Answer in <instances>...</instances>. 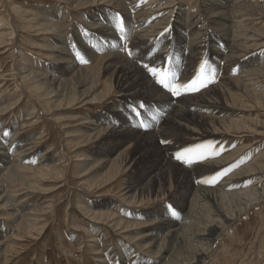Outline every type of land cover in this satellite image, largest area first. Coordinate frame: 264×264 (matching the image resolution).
Instances as JSON below:
<instances>
[{"label":"rangeland","instance_id":"rangeland-1","mask_svg":"<svg viewBox=\"0 0 264 264\" xmlns=\"http://www.w3.org/2000/svg\"><path fill=\"white\" fill-rule=\"evenodd\" d=\"M148 2L141 4L147 8H137L149 12L148 8L155 6ZM252 2H257L258 6L250 8L253 16H247L244 22L245 28L254 34V39L246 43H256L255 57L246 60V63L253 61L251 67L235 70L227 66L230 70L226 74L227 83L218 79L219 59L212 50L205 51L210 54L209 59L212 56L216 59V64L197 67L195 75L189 79L187 75L192 69L181 70L177 58L171 59V65L163 61L168 66L158 71V77L165 80L169 88L152 75L160 88L159 100L152 101L147 91L141 90L137 94L116 97L120 89L118 83L127 74L122 63L133 61L131 48L125 44L116 48L117 53H112L109 49L115 51V45L101 36V45L96 41L98 35L104 33L87 28L88 25L114 24L121 29L127 10L129 13L135 10L134 0H118L112 8L104 10L102 0H0V150L15 154L0 169L3 190L0 193L3 195L0 198V232L3 234L0 264H170L171 257L169 260L167 256L171 250V235L158 236L154 248L147 245L150 233L157 230L154 221L158 217L182 216L180 194H185L187 187L181 189L180 186L187 180L185 175L177 166H162V160L157 163L161 152L146 147L148 134L105 135L91 130V126L92 122L102 128L110 122L119 124L124 117L134 126L143 123L142 132L154 130L153 124L156 122L159 127L165 118L159 120L157 112L165 116L171 108L165 106L161 111L160 99L166 100L161 97H170L174 92L177 101L172 104L176 105L181 97L187 100L216 85L212 96L217 106L206 112H213L220 120L206 126L210 132L199 138L188 135L181 127L168 130L165 136L174 140V144L184 142L171 151L176 153L172 159L186 167L196 157L211 153L216 146L210 158L225 155L228 160L209 172L207 180L200 182L203 186L215 187L217 180L233 175L243 180L238 190L263 189L262 183L257 181L264 177V67H261L264 66V4L261 5L263 0ZM203 4L204 0H177L169 5L162 18H157L159 22L157 19L154 22L164 25L178 7L182 8L183 17L203 15L205 18ZM60 47H65L76 59L72 76L59 73ZM181 47L182 50L175 46L174 54L183 61L186 44ZM205 51L203 60L198 58L200 64L206 60ZM189 59L186 56L185 60ZM176 62L179 69H175ZM250 70L253 72L249 75L251 84L242 85L238 75ZM60 79L64 81L57 88ZM193 80L195 85L188 87L191 90L182 91L180 85H188ZM83 82L87 85H80ZM210 82L215 84L205 88ZM219 83L225 86L220 88ZM85 89L89 92L82 95ZM179 91L183 92L178 93L180 96ZM151 97L156 98L154 94ZM110 101L115 102L114 108L122 114L112 110ZM148 121L153 123H146ZM193 128L202 132L196 125ZM159 144L167 146L165 141L162 145V140ZM223 144L228 145L224 152L219 151ZM120 151L135 158L134 161H122ZM177 154H181L180 160ZM253 168L255 171L250 170ZM155 172L159 179L156 181L151 176ZM195 176L200 178L199 173ZM222 199L218 200L221 203L218 205L223 211H230L236 205L235 201ZM204 200L195 201L193 212L202 217H217L213 215L212 200ZM218 227H223L222 222ZM163 247L168 252L164 254L165 259L159 260L161 252L157 249ZM214 247L195 264H264V200L226 229ZM174 253L179 260L189 258L191 263L187 253L178 248Z\"/></svg>","mask_w":264,"mask_h":264},{"label":"bare ground","instance_id":"bare-ground-1","mask_svg":"<svg viewBox=\"0 0 264 264\" xmlns=\"http://www.w3.org/2000/svg\"><path fill=\"white\" fill-rule=\"evenodd\" d=\"M117 1L118 0H102L101 9L104 10V8H112L113 4ZM145 1L147 0H134L135 7L133 6V8L135 10L133 13H129V11L127 10L126 21L123 22L124 25L120 27L122 30L117 29V26L114 24L96 25V26L88 25L87 26L88 29H100L101 32L104 33L105 36L98 35V38H96L97 43H99L100 45H101L100 43V36H101L105 38L106 42L111 43L112 45H115L114 49L116 48L118 49V47L120 46L124 47L125 44L127 48L129 47L131 48V55L133 57L132 59L133 61L128 62V63L127 62L122 63V66H125L124 70H125V73L127 74L124 75L118 83L120 89L116 97L120 98L123 96L125 97V96H129L132 94H137L141 91L142 92L147 91V94L149 95L152 101H158L159 99L157 98L158 96L157 93H159L160 88L156 85L157 82H155V79L152 77V74L147 70L148 67H153L158 70L165 69L168 65L162 63L163 61L171 65L173 64V63H170L171 59L177 58V60L181 64V70L186 71V69L187 70L192 69V71L189 72L187 75V79H189L195 75L194 71H196L197 67L207 68L209 66H214L212 63L216 64L217 62L216 59H213L212 58L213 56L210 57L209 59L208 56L210 54L208 55L205 50H212V52L217 53L219 62L217 64L218 66L216 65V67L218 68V74L220 75L218 79L220 81H224V82L226 81L227 83H229V78H226L227 77L226 74H229L230 70H228L227 66L228 67L230 66L229 67L230 69L233 68L236 70V69H248L254 64L252 63L253 61L251 63H248V61H250L251 59L248 60L246 63V60L248 58L255 57L256 54L253 52L255 50L254 47L256 46V43L255 44L246 43L254 39V34H253V31H251L250 29H248L247 27L245 28L244 22L246 21L245 19H247L246 18L247 16L248 17L253 16V13L252 11H250V8H252L253 10L255 7H257L258 6L257 2L255 4L252 2V0H204L203 9L206 15L205 18L202 17L203 15L202 16L199 15V17H187V16L183 17V15H181L182 8L178 7L175 10L173 9L174 10L173 13L169 16L170 19L168 18L167 21H165L164 25L160 26L161 24L157 25L154 22L155 19H157L158 17L162 18L161 16L167 12L166 10L169 7V5L175 3L177 0L176 1L175 0H149L148 3L155 6L152 8L149 7L148 8L149 12L139 10L137 8V7H139L140 9H144L145 7L147 8V6L145 7L141 6V4H143ZM262 4H264V0L261 3V5ZM239 15H240V18H239ZM181 29L182 31H180ZM176 30H177V33H175ZM93 40L95 39L92 38V41ZM62 44H64L63 41H62ZM181 44L183 45L186 44L185 59H186V56H188L190 58L188 61L185 59H184L185 61L184 60L180 61L179 58L174 54L175 46H176L175 49H179V48L181 50L183 49V47H181ZM218 47L220 49H218ZM117 49L115 51H113V49H109V50L112 51V53L114 52L117 53ZM122 50L123 48L119 50V52ZM204 51L207 54L206 60L204 59L205 62L200 64L201 62L200 63L198 62V58H201V59L203 58ZM59 55L61 56L59 57ZM59 55H57V62L61 68V70H59L60 75L62 76L71 75L72 76L74 74L73 71L77 66V63H75L76 59L72 58V56L69 54V52L66 50L65 47L64 48L60 47ZM118 57H121V56H118ZM208 60H210L209 63H207ZM120 62L122 61L120 60ZM179 62H176V64H174L176 66L175 69H179ZM144 63H147L146 64L147 66ZM108 66H111V64L109 63ZM261 67H264V66H261ZM256 70L257 68L254 69L255 72ZM210 71H211V68H210ZM250 74H253L252 70L247 71V72L242 71L238 75V77L241 79L240 82H242V85L251 84V80L249 78ZM56 81H57V78H56ZM59 81L61 82H59V84L56 86L57 88L60 87L64 79H60ZM214 84H215L214 82L213 83L210 82V84H207L205 88L210 87L209 85H214ZM219 84H217V86ZM80 85L85 86L87 84L86 82H83ZM222 86H225V85L224 84L221 85L220 88H223ZM215 88H216V85L206 90L203 89L204 92L200 94L197 93L194 96L187 97L189 98L187 100L186 98L181 97L182 99L180 98L176 105L172 104L175 101H177V100H174L176 92L172 93L170 91L172 95L167 98L165 96H162L161 98H165L166 100L160 99V102H162V104L164 105V106L162 105L161 111L165 110L166 108L165 106H168V107L170 106L171 107L169 110L170 112L167 115L165 114V116L160 111L157 112V114H159L160 116L159 120L160 119L162 120V118L164 117L165 118L164 120H162V123L160 122L161 124L159 127H158V124L155 122L153 124L154 130L150 129L151 131L149 130L148 132L140 131L142 127L144 126L143 123L140 122L141 125H136V126L131 125V123L125 120L123 116H122L123 119L121 120L119 124H117L118 122L117 123L110 122L109 124L106 123L104 128H102L100 124L95 123V122H92L93 127L90 124H88V126L89 125L91 126V130H95V132L102 131L103 134L105 135H115L121 132H125V134L129 133L132 136H137V134L138 135L148 134L150 138L148 142L146 143V147L148 149L149 147L155 148L161 152L160 154H158V157H157L158 162L156 160L155 162L160 163V160H162L163 162H161L160 164L162 166L163 165H166L168 167L177 166L182 170L183 175H185V179L187 180H184L185 182H183L180 186L181 189L183 188V186L187 187V192H185V194L183 193L180 194L182 203L181 202H180L181 204L179 203L180 204L179 209L183 210L182 216H180L181 215L180 214L179 217L174 218V219L170 217L169 218L164 217V216L158 217V219L154 221L155 225L157 226V230L156 229L154 230L155 231L154 234L150 233L149 235L150 242L147 245V247L154 248V246H156L158 242L157 240L158 236L159 238L163 237L161 236L163 233H165L164 236H167V237L171 235L172 237L169 240L171 250H169V253L167 256V258L169 257V260L171 257L170 264H182V262H184L183 264H195L199 262V258H202L203 255L207 254V252L213 251V249L215 248L214 247L215 241L226 229L231 227L235 223V221H237L248 209L254 207L255 205L259 204L261 201L264 200V177L263 178L261 177V179L257 181L259 183H262L263 189L261 188V189H251V190H238V188L243 184V180H241L240 178H234L232 177L233 175L217 180V182L215 183V187H211L212 185L203 186V184L200 183V182H204L205 180H207V176L209 172H212L213 168L217 167L220 163H224L226 160H228V158L225 155H220V157H218L217 159L210 158V156H212L211 153H215V148L217 149L215 145H213L215 147L212 148L213 150L211 151V153L210 151H208L202 156L200 155L201 156L200 158L196 157L194 160L190 161V165L186 167L178 164L179 162L174 161L173 160L174 158L172 159V157L175 156L176 153L173 154L171 151L178 149L177 146H182L184 142L174 144V140L172 141L170 140L171 138L168 139L167 136H165L168 130L175 129L176 127L178 128L181 127V128H184V130L188 133V135L198 137L199 135L203 133L210 132L211 129L210 130L207 129L206 126H210L211 124L216 123L220 120V117L218 115L216 116L215 114H212L213 112L212 113L206 112L209 109L213 110L217 103L216 102L217 100L215 101L214 97L212 96L213 90ZM220 88L218 86V90ZM189 90L191 89L188 87L182 88V91H185V92ZM182 91L177 92V94ZM88 92H89V89L88 90L85 89L81 93L82 95H87ZM151 94H154L156 98H152ZM109 103L113 105L112 107L113 111L120 113L119 109L114 108L115 102L113 103V101H110ZM152 105H156V104H152ZM146 123L151 124L153 122L148 121ZM193 124L194 126L196 125L199 128H202V132L193 128L194 126L193 127L191 126ZM159 136L160 138H158ZM169 136L171 135L169 134ZM161 140L163 143L162 145H164V141L167 143V146H164L165 148L159 144V141ZM227 146L228 145L223 144L220 147L219 151L224 152L228 148ZM209 149L211 148L208 147V150ZM167 150H169L170 152ZM14 155L15 154L10 155L7 153V151L4 152L0 150V163H1L0 169H3L5 165L11 161L10 159L11 158L13 159ZM118 155L122 156V161H125V162H132L135 159V158H131L127 156L126 153L124 155V152H121V151L118 152ZM119 158L121 159V157ZM250 170H254V168ZM196 173L197 174L199 173L198 177L200 178H197V176H195ZM253 173L254 172L249 173V174H253ZM151 176H154V181L159 180L157 179L158 172H155ZM195 182L198 184L197 186H194L196 185ZM199 184H202V185H199ZM249 188H252V187H249ZM2 191L3 190L0 187V193ZM2 196L3 195H1L0 198ZM206 198L208 199L210 198L212 200L214 208H215L213 215H216L217 217L215 218L202 217L201 215H198L193 212L195 201L204 200ZM222 198L229 199L228 201H230L231 203L232 201H235L236 205L234 206L232 210L230 211L228 210L229 212L223 211V209L219 207L221 203L219 204L218 202V200ZM2 199H5V197H3ZM204 202L206 201L204 200ZM222 202H223V199H222ZM231 203H229V206L231 205ZM217 222L218 223L222 222L223 227L219 229ZM216 230H218V232H216ZM2 235L0 232V237ZM208 246L210 247V249ZM177 248L180 249L182 252L187 253V256L192 259L191 263L188 262L189 260L188 257H187L188 258L187 260L185 258L186 261L179 260V258L174 253V249L177 250ZM157 251L161 252L160 253L161 257L159 256V260L160 258L165 259L166 256L164 254H166L167 249L163 247L162 250L157 249ZM188 253H190V255H188Z\"/></svg>","mask_w":264,"mask_h":264},{"label":"snow or ice","instance_id":"snow-or-ice-1","mask_svg":"<svg viewBox=\"0 0 264 264\" xmlns=\"http://www.w3.org/2000/svg\"><path fill=\"white\" fill-rule=\"evenodd\" d=\"M119 27V25H118ZM122 30V29H121ZM153 76L157 77V81L158 83H160L161 85H163L165 88H169V85L165 82V80H162V79H159L158 78V69L156 68H153V67H148L147 69ZM195 85V80L191 81L188 85H184V84H181L180 87H192ZM198 90V89H197ZM5 135H8V133H5ZM178 160H180V155L177 154V157H176ZM174 214V213H173Z\"/></svg>","mask_w":264,"mask_h":264}]
</instances>
